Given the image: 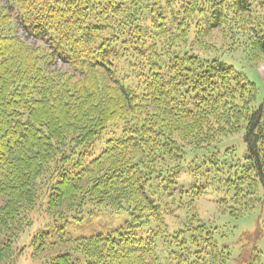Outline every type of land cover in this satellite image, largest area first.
<instances>
[{
  "label": "trees",
  "instance_id": "1",
  "mask_svg": "<svg viewBox=\"0 0 264 264\" xmlns=\"http://www.w3.org/2000/svg\"><path fill=\"white\" fill-rule=\"evenodd\" d=\"M263 11L264 0H0V263L262 264L264 221L234 254L197 202L216 185L235 219L264 203V101L203 55L219 31L229 52L264 60ZM235 135L240 161L204 159ZM87 206L127 213L146 237L114 230L55 252L46 226L22 241L38 217Z\"/></svg>",
  "mask_w": 264,
  "mask_h": 264
},
{
  "label": "rangeland",
  "instance_id": "2",
  "mask_svg": "<svg viewBox=\"0 0 264 264\" xmlns=\"http://www.w3.org/2000/svg\"><path fill=\"white\" fill-rule=\"evenodd\" d=\"M264 13V11L262 12ZM19 37L25 39L28 44H34L33 39L28 38L23 32H19ZM240 39V38H239ZM209 43L219 48L217 52L206 55L208 59L216 58L221 62L232 66L236 71L242 72L246 78L254 84L257 88V104H261L264 101V60L258 64L253 65L246 55L243 53L242 48L236 47L234 52H229L227 45L230 42H226L224 46V39L219 31H215L213 36L209 40ZM238 46V45H236ZM216 50V49H215ZM53 68L59 70H66V66L57 62ZM216 148L211 151H205V160H211L213 163H223L222 159L226 162L225 166L235 164L240 161L245 153V146L241 140V135L230 136L220 141ZM233 148V151L227 152V148ZM100 146H98L94 154L89 156L87 161L93 156L99 153ZM201 157V156H200ZM201 158H194L191 161V168L198 165ZM213 163L208 165V169L212 168ZM206 167H203V171ZM209 175H212L209 173ZM198 174L195 175L197 180ZM219 192L216 190V185L208 187V190L204 195L198 199L197 210L199 217L205 222L219 229V232L224 233L223 239H218L219 244H229L234 254H237V249L240 246L239 237L244 233H253L259 224L264 221V203L258 209H255L249 214H246L238 219L231 217L227 212H220L217 208L216 201L220 198ZM222 195V194H221ZM3 203V199L0 197V204ZM130 217L125 212L113 213L110 210H96L93 207H85L83 213L78 215H71L66 220H59L48 217H38L33 228L25 234L22 241L28 242L39 230H46L48 228L49 240L56 243L59 248L54 251L69 250L72 241L79 238H87L97 234H107L114 230H126L132 231L136 237H146V228L134 227L129 229ZM50 229V230H49ZM52 229V230H51ZM58 229V230H56ZM21 241V242H22ZM258 248L261 252V263L264 264V239L258 243ZM29 253L34 250V246H28L26 249ZM1 264V263H0ZM3 264V263H2ZM16 264H47L42 255L38 257H30L28 255L22 256L16 262Z\"/></svg>",
  "mask_w": 264,
  "mask_h": 264
}]
</instances>
